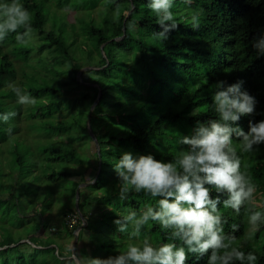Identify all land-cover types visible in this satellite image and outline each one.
<instances>
[{"label":"trees","instance_id":"trees-1","mask_svg":"<svg viewBox=\"0 0 264 264\" xmlns=\"http://www.w3.org/2000/svg\"><path fill=\"white\" fill-rule=\"evenodd\" d=\"M49 1L19 0V3L31 13V33H39L51 41L50 55L44 54L45 49H38L24 27L17 33H7L0 40V150L9 138L17 137L13 143L14 151L17 148L25 150L26 160V153L33 151L30 157L35 161L29 164L25 173L23 166L19 168L10 198L20 203L23 194L16 191L24 190L25 180L28 182L26 187L30 184L38 186L33 190L37 197L45 183L41 166L46 174H50L47 176L52 182L73 177L66 165L93 166L94 173L88 177V171L82 172L81 180L75 182L71 208L63 215L68 235L74 238L73 233L83 224L75 210L76 188L96 178L101 159V172L96 183L86 187V190L100 191L93 197L80 191V212L87 220V226L80 232L79 239H84L82 234L86 231L85 238L100 248L107 258L125 251L130 242L138 243L130 235L131 227L128 233L117 231L113 221L121 218L118 214L132 208L139 216L142 206L147 211V205L157 207L158 200L163 199L143 194H133L125 201L119 199L114 167L124 152L134 156L152 154L165 162L174 159L180 148L187 147L178 143L181 136L194 134L198 121L203 123L216 118L211 104L217 90L215 85L221 81L224 88L220 90L243 81L241 91H248L258 101L257 114L241 117L238 125L233 127L248 131L249 121L264 120V55L255 46L264 40V0H170L171 20L164 19L163 12L157 15L152 10L150 5L154 0H83L84 5L79 3L78 7L82 17L85 15L84 25L79 23L76 28L75 23L70 26L65 20L62 21L64 31L49 25L48 18L56 17L59 12L50 4L55 0ZM59 1V7L69 14L68 0ZM5 3H11V0H0V4ZM129 12L131 15L126 20ZM194 18L199 27L192 26ZM160 20H163L162 24L158 22ZM124 23L125 37L104 48L105 59L101 46L122 37ZM17 34L22 37L19 42ZM161 34L166 39L161 40ZM131 53L134 56L132 62ZM65 62L70 65L68 75L63 73L67 66L60 65ZM153 65H156V71L162 72L159 76L151 69ZM92 66L104 67L83 73V82L97 84L102 89V98L91 119L100 155L87 123L99 89L86 86L78 79L83 68ZM91 74H103L106 78L95 79ZM21 96H32L36 102L25 107L18 103ZM109 106L113 110H108ZM193 109L199 111L193 115ZM4 116L8 117L7 121ZM81 139L84 141L78 142ZM89 141L91 144L85 152L84 147ZM34 142L47 145L42 146L40 153L33 146ZM234 147L241 157V170L252 177L257 190L252 200L241 206L239 214L223 208L227 195H221L218 207L223 213L222 223L225 219L228 221L224 235L235 236L233 247L246 255L253 252L258 258L256 264H264V144L252 153L243 152L239 141H234ZM37 159L43 162H36ZM20 161L17 159L19 164ZM112 175L117 178V183L112 191L103 190ZM22 183L24 185H20ZM215 195L213 190V198ZM53 196L55 193L50 197ZM257 211L262 217L257 222L258 230L248 223V217ZM46 213L49 209L24 211L21 215L26 222L18 215L12 226H2L0 264H59L60 258H64L66 264H75L73 259H66L72 256V246L61 247L53 238L41 243L36 239L38 232L49 227L50 217ZM75 215L77 222L70 224L69 219ZM6 219L4 213L2 221ZM95 231L98 233L91 235ZM99 231L107 236L98 241L104 236ZM140 231L141 239L150 237L153 246L171 242L181 246L179 241L168 239L171 229L162 230L155 221L149 220ZM49 246L54 247L45 249ZM80 250L78 245V255ZM46 251L51 260L41 257ZM82 253L88 257L87 252L83 250ZM210 254L211 249L199 259L188 254L186 264H207ZM129 264L137 262L130 261ZM230 264L241 262L233 259Z\"/></svg>","mask_w":264,"mask_h":264},{"label":"clouds","instance_id":"clouds-1","mask_svg":"<svg viewBox=\"0 0 264 264\" xmlns=\"http://www.w3.org/2000/svg\"><path fill=\"white\" fill-rule=\"evenodd\" d=\"M150 7L157 15L163 12L164 19H172L170 0H154ZM0 16L3 17L0 20V40L7 33H17L21 27L27 29L26 34L32 32L31 13L19 0L0 4ZM158 22L162 24L163 20ZM192 26L199 27L195 18ZM16 39L19 42L22 37L17 34ZM160 39L166 37L161 34ZM255 46L264 55V40ZM243 83L240 81L226 90H220L224 88L222 81L215 85L217 90L211 108L216 118L203 123L198 121L194 134L181 136L178 143L187 147L180 148L174 159L165 162L152 154L134 156L131 152L120 156L114 167L119 199L125 201L133 194L163 199L157 202L158 210L149 204L144 211L142 206L138 216L137 211L127 208L118 214L121 218L113 221L120 233H128L131 227L130 235L138 243L130 242L125 251L107 258L81 257L74 252L75 264H129L130 261L137 264H186L188 254L199 259L210 249L207 264H230L233 259L241 264L245 261L256 264L258 258L253 252L246 255L238 247H233L235 236L224 235L228 221L225 219L222 223L223 213L218 207L221 195L226 194L223 208L239 214L241 206L251 201L257 190L252 177L241 170V157L234 147V141H239L243 152L252 153L264 144V120L249 121L248 131L233 127L238 125L241 117L257 114L258 101L248 91H241ZM35 102L32 96H21L18 100L22 105ZM197 111L193 109V115ZM3 119L7 121L8 117ZM261 219L260 212H253L248 223L258 230L257 222ZM149 220L157 222L162 230L171 229L168 239L179 241L181 246L174 242L153 246L150 237L141 239L140 229L148 225ZM232 227L235 229L236 225Z\"/></svg>","mask_w":264,"mask_h":264},{"label":"rangeland","instance_id":"rangeland-1","mask_svg":"<svg viewBox=\"0 0 264 264\" xmlns=\"http://www.w3.org/2000/svg\"><path fill=\"white\" fill-rule=\"evenodd\" d=\"M36 1L39 2L40 0H30L31 3H33V2L36 3ZM57 1L58 0H55L54 3L50 2V4L52 5V7L55 11L59 10L56 17L50 16L48 18L50 26H54L57 29H59V31H61L64 29L62 21L64 22L65 20L67 21V23L70 26H72L75 23L76 28H78L79 23H80V25H84V23L82 24V22L85 18V15H84V17H82L83 13H81V8L78 7L79 3L84 5L85 2H83V0H68V2L65 1L67 3L66 5H68V7L70 6L68 9L69 14L64 12V10H62V8L59 7ZM60 1H62V0H60ZM100 9H103V7H101ZM99 19L101 20L100 16H99ZM97 24H99V23H97ZM68 31L70 33V30H68ZM28 36H29V39L30 38L32 39V37H33V40L35 41L36 45L38 46V49L39 48L45 49L44 54L50 55L49 43L51 41L48 40L46 38V36L40 35L39 33H35V34L30 33ZM130 57H131V62H132L133 58H134L132 53L130 54ZM64 59H66V58H64ZM60 65H66L67 66V70H65L63 73L68 75V71L70 68L69 63L65 62V63L60 64ZM103 68L104 67L99 68V69H103ZM151 69L155 70L156 65L151 66ZM156 72L158 73V76L162 73L159 71H156ZM91 76L95 79H105L106 78L103 74H96V75L91 74ZM109 78H111V77H109ZM24 106L26 107V104H24ZM108 110H113V107L109 106ZM25 113H26V111L23 112V114H25ZM14 140H17V137L9 138L8 142H6L5 144H2L4 146H2L1 150H0V158L4 159V160L2 159V161H0V233L2 230V226H4V225L6 227L12 226V224L15 223L16 217L18 215H21L22 212H24V211H30L31 209L44 211L45 209L46 210L49 209V213H46L50 217L49 227L44 232H38L36 234V237H37L36 239L38 240V242L41 243V242H44L45 239H47V238H49V239L53 238L57 241V243L61 247H63L64 245L65 246L69 245V247L72 246L71 242L74 241V238H71L68 235V231L66 230V228L64 226L63 215L67 212V210L69 208H71L72 192H73L74 186L76 184L75 182L81 180L80 176H83L82 172L88 171V177H89V175L91 173H94L95 168L93 166L80 167V166H77L74 164H69L68 167H67V165L65 167H66V170H68L69 172H71L73 174V177L61 179V180H58L56 182H52L48 179V176H47L50 174L49 173L46 174L42 168L43 166H41L42 176L44 177V181H45L44 184L45 185L44 184L41 185L42 188L39 191L37 197H35L34 193L36 191H33V190L37 189L38 186H33V184H30L29 187L28 186L26 187L28 182L25 180L23 182V183H25V185L23 183L20 184V185H24L22 187L24 188L25 191L24 190L16 191L18 194H23V196L21 197V201L19 203V201L10 198V195L13 192V184H14V181H15L16 176L18 174L17 172H18L19 168L21 166H23L22 170L25 173L28 169L29 164H31V163L33 164V162H35V161H34V158L30 157V155L33 153V151L26 153L27 160L25 159V150H23L22 148H19V149L17 148L14 151V144H13ZM83 141L81 139L78 142H83ZM90 144H91V142L89 141L88 144L84 147L85 152L87 151V146ZM94 144H95V142H94ZM44 145H47V143L46 144L45 143L37 144L36 142H34L33 146L36 149H38L39 152L41 153L42 146H44ZM80 147H82V144L80 146H78V148H80ZM81 149H80V151H81ZM2 150H4V153H1ZM17 159H21L20 164L17 162ZM36 162L41 163L43 161H42V159H37ZM16 167H18V169H16ZM40 173H41V170H40ZM112 176L113 177H111V179L106 184L105 189H103V190L112 191V188L117 183V178L114 175H112ZM84 177H86V176H84ZM77 188H76V190H77ZM81 190L83 191L84 195L87 194L90 197L91 196L93 197L94 195L97 194L98 191H100V190H94V189L86 190V187L82 188ZM90 191H94V192H90ZM52 193H55V196L50 197ZM1 196H3V198ZM5 197H6V199H4ZM4 200H6V201L4 203H1ZM76 202H75V210H76V214H78L79 212L77 210ZM4 213H6L7 219L5 221H2V216ZM21 217L23 218L24 222H26L24 215H21ZM27 226H28V224H27ZM15 231L16 230H14V232ZM59 231H60V233H59ZM99 232L101 234L104 233L102 231H99ZM97 233H98V231H95L91 235H96ZM86 234H87L86 231L83 232L82 238H84V239H82V240L79 239V242H78L80 249H82L79 251V256L86 257V255H84L82 253L84 250V252H87V256H90L92 253L91 257L94 256V258H104L105 253L102 252L100 250V248L97 249L94 244H91V242L85 238ZM106 236H107L106 233H104V236L99 237L98 241L105 239ZM53 247L54 246H49V247H45V249L53 248ZM57 254L58 253L56 251V256H57ZM41 257L48 259V260H51V256L48 253V251L44 252L41 255ZM68 259H70V258H68ZM60 261L61 262L59 264H66V263H64V258H60ZM51 263H53V262H50V264Z\"/></svg>","mask_w":264,"mask_h":264},{"label":"water","instance_id":"water-1","mask_svg":"<svg viewBox=\"0 0 264 264\" xmlns=\"http://www.w3.org/2000/svg\"><path fill=\"white\" fill-rule=\"evenodd\" d=\"M133 6V5H132ZM134 7V6H133ZM131 15V12L128 13L127 17H126V20L128 19V17ZM126 22V21H125ZM126 23H124V27H123V31H124V35L120 38H115V39H112L108 42H106L105 44H103L101 46V51H102V54H103V57L106 59V55H105V52H104V48L111 42L113 41H118V40H121L125 37V33H126ZM108 66V64L106 65ZM93 70H99V68L97 67H85L83 68L79 73H78V79L79 80H82V83H84L86 86H92V87H96L99 89V95H98V98L97 100L94 102V104L92 105L91 109H90V114H89V117H88V130H89V133L92 137V139L94 140L96 146H97V150H98V153L100 155V146H99V143L96 139V136L93 132V129H92V124H91V119H92V115H93V111L95 110V108L97 107V105L99 104L101 98H102V89L100 88L99 85L97 84H93V83H85L83 82V73L84 72H87V71H93ZM101 172V159L99 161V168H98V175L96 176V178L92 181V182H89V183H84V184H80L79 187L77 188L76 190V204H77V210L78 212L80 213V216L82 217V220H83V224L80 225L76 230L75 232L73 233L74 235V241H73V244H72V256L69 257L70 259H73V253H77V248H78V242H79V234L80 232L87 226V220L83 217V215L81 214L80 212V205H79V202H80V191L82 188H85V187H88L94 183H96L97 179H98V176Z\"/></svg>","mask_w":264,"mask_h":264},{"label":"built area","instance_id":"built-area-1","mask_svg":"<svg viewBox=\"0 0 264 264\" xmlns=\"http://www.w3.org/2000/svg\"><path fill=\"white\" fill-rule=\"evenodd\" d=\"M77 218H78V216H73V217H71L70 219H69V223L70 224H74V223H76L77 222Z\"/></svg>","mask_w":264,"mask_h":264}]
</instances>
